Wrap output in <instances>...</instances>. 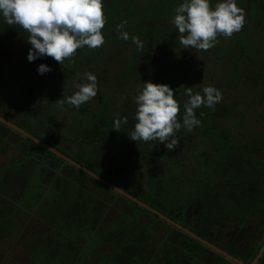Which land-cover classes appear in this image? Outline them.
Returning <instances> with one entry per match:
<instances>
[{"label": "rangeland", "instance_id": "obj_1", "mask_svg": "<svg viewBox=\"0 0 264 264\" xmlns=\"http://www.w3.org/2000/svg\"><path fill=\"white\" fill-rule=\"evenodd\" d=\"M183 2L103 0L107 19L101 31L105 43L98 49H78L62 65L47 56L29 62L28 33L19 25L5 23L0 14V114L12 123L32 125L40 139L77 160H93L100 152L117 153L121 156V170L133 172L128 182L133 183L137 193L143 192L148 183L146 169L158 162L171 171L181 169L195 177L199 180L195 197L187 203L179 221L205 238L233 248L235 255L246 260L251 253L245 249L248 239L228 220L246 185L238 180L242 172L238 163H218L221 150L216 149L214 133L226 138L227 147L241 151L255 144L261 147L264 75L261 79L252 78L254 66L235 65L234 55L238 51L248 52L264 62V0H236L246 13L244 27L231 38L218 36V42L208 51L184 49L180 44L179 33L171 21L175 8ZM218 2L221 0H210V5L214 8ZM123 21H127L122 30L129 33L127 41L120 38L116 28ZM132 36L142 42V49L132 42ZM41 64L51 71L40 74L37 69ZM85 72L97 77L98 92L75 108L67 103V98L78 90L76 85ZM40 82L45 94L36 117L23 122L22 113ZM145 82L167 84L174 90L181 123L183 105L188 100L185 88L192 87L194 93L203 95L205 86H213L222 92L223 98L215 110L204 106L195 109L196 117L205 120V124L191 132L181 128V133H176L179 145L173 150L157 141L118 146L108 137V130L114 127L118 116L127 117L120 131L130 134L134 129L135 111L124 109L122 103L128 85L142 88ZM60 99L65 102L61 104ZM217 115L222 117H214ZM260 151L263 150L256 152L253 148L250 158L261 157ZM139 152L148 157H140ZM23 159L26 166L17 174L20 168L16 164ZM72 193L85 195L84 201L79 198L74 203L79 206L78 215L71 213L72 207L65 206L73 200ZM88 201L91 203L86 204ZM122 209L131 211L118 195L82 180L77 173L69 174L19 135L0 129V264H115L109 254L142 229L129 224L130 216L129 225L121 231L122 244L114 240L102 243L101 236L107 228L116 227L117 214ZM132 213L141 226L149 224L151 219L143 212ZM150 224L155 236L167 235L164 226ZM252 224L255 218L244 227ZM154 244L151 247L156 249ZM130 250L126 249L127 255ZM131 259L137 261L136 257Z\"/></svg>", "mask_w": 264, "mask_h": 264}, {"label": "trees", "instance_id": "obj_2", "mask_svg": "<svg viewBox=\"0 0 264 264\" xmlns=\"http://www.w3.org/2000/svg\"><path fill=\"white\" fill-rule=\"evenodd\" d=\"M254 54V53H253ZM255 56L249 55L248 52L238 51L235 54V65L237 64H244L249 63L254 66L255 74H252V78H260L264 75V62ZM254 57V58H253ZM258 63V64H257ZM157 84V83H156ZM44 84L40 82L36 85L35 91L31 98L29 99L28 105L25 107V112L22 113L20 120L25 122L28 119L36 117V113L38 108L41 105V101L43 99L44 93ZM141 89L135 85H128L127 86V94L122 103L123 108L129 109L130 111L136 110V105L134 103V96L137 94L138 90ZM175 96V95H174ZM35 104V105H34ZM0 116H2L0 114ZM3 117V116H2ZM27 117V118H26ZM214 117H222V115H217ZM14 123V122H13ZM211 119L208 121V125H210ZM19 128L23 129L33 137L41 140L45 144L51 146L55 150L59 151L60 153L66 155L67 157L71 158L78 164L83 165L96 175L100 176L101 178L105 179L106 181L110 182L111 184L117 186L118 188L126 191L127 193L133 195L138 200L144 202L145 204L149 205L150 207L156 209L157 211L161 212L162 214L166 215L168 218H171L178 222L183 227L184 226L180 221L179 218L181 217L184 208L186 207L188 202H191L192 199L195 197L194 192H196L197 187L199 185V180L193 176L186 175L183 170L177 169L178 172H174L169 170V168H164L161 162H158L157 165L153 168H147L146 174L148 177V183H146V188L143 192H135L133 183L128 182L132 175V171L128 170H121V156L117 153H97L95 158L90 161H86L84 159H76L60 149H58L53 144L48 143L38 137L36 132L33 129V126H25L22 123H14ZM201 124H205V120L201 121ZM0 129H8L4 125L0 124ZM203 132H207L205 128H202ZM211 131V130H209ZM222 131V130H221ZM13 132V131H11ZM180 132V131H179ZM15 133V132H13ZM181 133V132H180ZM212 133V132H210ZM17 134V133H15ZM108 137L111 139L112 142L116 143L118 146H124L130 144H138L136 141H133L128 134L123 133L122 131L114 130V127L108 130ZM214 139L216 140V149L221 150L218 163H226V162H235L238 166H241V176L238 180H241L242 183L246 185V190L243 192V196L239 199V202L234 205L233 211L231 212L228 220L231 225L235 228V230L243 235L244 238H247L246 245L248 248H245L247 252L251 253L250 256L247 257L246 260H242V258L235 255V250L233 248L224 247L219 243H215L210 239L205 238L201 235L198 231L191 230L193 233L197 234L198 236L206 239L207 241L211 242L215 246L219 247L220 249L224 250L231 256L237 258L244 264H250L254 257L256 256L258 250L260 249L261 245L264 242V138H262L259 147L257 144L250 145L251 148L247 151H241L235 147H227L226 138L223 137L220 133H214ZM18 135V134H17ZM20 136V135H19ZM21 137V136H20ZM25 141L29 142L33 145L38 151L48 158V160L56 166L62 167L65 171L67 170L69 174L71 172L77 173L78 176L82 177V180L91 182L95 185H98L102 190H106L110 193H113L111 190L104 187L101 183L95 181L94 179L88 177L87 175L83 174L79 170L75 169L74 167L70 166L69 164L65 163L54 154L50 153L49 151L40 148L33 144L26 138L21 137ZM218 147V148H217ZM255 148L256 152L261 149V158L262 161L258 159H251V151ZM230 149H232L231 158L229 155ZM235 152V153H234ZM142 152H139L140 155ZM94 157V156H93ZM140 157H148V155L142 154ZM152 157H155V154L152 153ZM26 166V159L21 160L20 163L16 164L17 169L20 170L17 172L19 174L21 171H24V167ZM168 167L171 165L167 164ZM173 167V166H171ZM177 167V166H175ZM163 169V170H162ZM69 192V191H68ZM70 193V192H69ZM73 194V200H70L69 203H66L69 208L72 207L71 213L78 215L79 214V206L74 204L79 202V198L84 201L85 195L79 194V196H75ZM116 195L115 193H113ZM120 197V196H119ZM88 200L90 196H86ZM123 201L124 205L129 208V211H124L123 209L118 212L117 214V225L112 229L107 228L108 231L104 232L101 236L100 240L102 243L109 242L112 243L113 240L115 243L120 242L122 244L124 239L121 236V231L125 228V226L129 222V217L131 216L132 219L129 224H133L135 228L142 227L140 233L135 236L131 237L127 243L122 244L118 249L113 251L109 254V259L115 264H230V262L226 261L222 257L218 256L217 254L213 253L212 251L208 250L204 246L200 245L198 242L194 241L193 239L189 238L185 234L181 233L180 231L168 226L163 221L158 219L156 216L151 215L149 212L139 208L134 203L120 197ZM91 203L90 201L86 202V204ZM237 208H236V207ZM236 208V209H235ZM235 209V210H234ZM140 211L146 214L151 220L146 223L143 228L141 223L138 222V218L132 212ZM123 214H122V213ZM51 218V213L47 214ZM255 218V224L248 225L244 227L246 222L250 219ZM152 224L164 226L167 235L164 236V233L155 236L154 233V226ZM128 224V225H129ZM210 224H213L212 222ZM147 226V228H146ZM127 227V226H126ZM212 227V226H211ZM155 241V242H154ZM156 243L157 248L155 249L154 246ZM229 244V243H228ZM251 248L249 247V245ZM127 248H131L130 255H127L125 252ZM131 256L136 257L137 261L135 262L131 259ZM264 253H262L261 258L257 264H261V259H263Z\"/></svg>", "mask_w": 264, "mask_h": 264}, {"label": "clouds", "instance_id": "obj_3", "mask_svg": "<svg viewBox=\"0 0 264 264\" xmlns=\"http://www.w3.org/2000/svg\"><path fill=\"white\" fill-rule=\"evenodd\" d=\"M171 23L179 33V42L184 49L208 51L218 42V36L231 38L242 30L246 23V13L238 7L236 0H221L213 8L210 0H184L175 8ZM0 14L8 25H19L28 33L31 45L27 59L51 57L62 65L71 59L78 49L87 46L98 49L105 43L102 29L106 23L103 0H0ZM127 21L116 26L120 38L130 39L127 31H122ZM131 40L138 48L143 44L135 36ZM37 71L44 74L51 69L44 64ZM133 100L136 105L134 129L129 137L133 141L164 144L168 150L179 145L176 133L184 128L191 132L201 121L195 109L201 106L212 108L222 100V92L213 86H205L200 92L192 87L185 88L188 97L183 105L182 123L178 119L180 105L174 98V90L167 84L142 83ZM77 91L67 98V103L79 108L93 99L98 92L97 77L85 72L76 85ZM63 104L64 100H59ZM118 116V114H117ZM114 130L119 131L127 117L114 120Z\"/></svg>", "mask_w": 264, "mask_h": 264}, {"label": "water", "instance_id": "obj_4", "mask_svg": "<svg viewBox=\"0 0 264 264\" xmlns=\"http://www.w3.org/2000/svg\"><path fill=\"white\" fill-rule=\"evenodd\" d=\"M0 124H2L5 127L9 128L11 131L17 133L21 137L28 139L29 141H31L36 146H38L40 148H43V149L49 151L50 153L54 154L56 157H58L59 159H61L65 163L69 164L70 166L74 167L75 169L79 170L80 172H82L83 174L87 175L88 177L94 179L95 181L101 183L104 187H106L107 189L111 190L116 195H118V196H120V197H122V198H124V199H126V200H128V201H130L132 203H134L136 206H138L139 208L149 212L151 215L156 216L158 219L163 221L168 226H170V227L180 231L181 233L185 234L189 238H191L194 241L198 242L200 245L204 246L208 250H210L213 253L217 254L218 256L222 257L223 259H225L226 261L230 262L231 264H244L243 262H241L237 258L231 256L230 254H228L224 250H222L219 247L215 246L211 242H209L206 239L198 236L197 234L193 233L189 229L183 227L182 225H180L175 220H173L171 218H168L166 215H164L161 212L157 211L156 209L150 207L149 205L145 204L144 202L138 200L133 195H131V194L127 193L126 191L118 188L117 186L111 184L110 182H108L105 179L101 178L100 176L96 175L95 173H93L92 171H90L89 169L84 167L83 165L78 164L77 162H75L71 158H69L66 155L60 153L59 151H57L54 148H52L51 146L45 144L41 140H38L37 138L33 137L32 135H30L29 133L25 132L24 130H22L21 128H19L18 126H16L15 124H13L12 122H10L9 120L5 119L2 116H0ZM263 251H264V242L261 245V247L258 250L256 256L254 257V259L252 260V262L250 264H256L257 261L259 260L260 256L262 255Z\"/></svg>", "mask_w": 264, "mask_h": 264}]
</instances>
